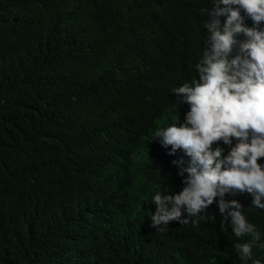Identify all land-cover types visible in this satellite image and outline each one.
I'll return each mask as SVG.
<instances>
[{
	"label": "trees",
	"instance_id": "16d2710c",
	"mask_svg": "<svg viewBox=\"0 0 264 264\" xmlns=\"http://www.w3.org/2000/svg\"><path fill=\"white\" fill-rule=\"evenodd\" d=\"M210 7L0 0V264H250L219 216L148 227L152 191L179 185L153 132L179 115Z\"/></svg>",
	"mask_w": 264,
	"mask_h": 264
},
{
	"label": "clouds",
	"instance_id": "9594fccd",
	"mask_svg": "<svg viewBox=\"0 0 264 264\" xmlns=\"http://www.w3.org/2000/svg\"><path fill=\"white\" fill-rule=\"evenodd\" d=\"M201 12L206 41L195 76L171 89L179 115L153 132L179 185L152 191L148 227L219 216L221 231L237 238V258L264 264V254L253 255L264 233L244 211H264V0H211Z\"/></svg>",
	"mask_w": 264,
	"mask_h": 264
}]
</instances>
